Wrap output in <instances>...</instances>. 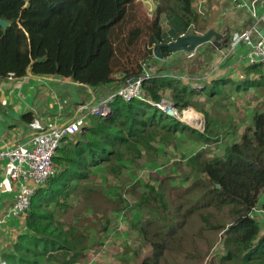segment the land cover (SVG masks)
<instances>
[{"label": "trees", "instance_id": "1", "mask_svg": "<svg viewBox=\"0 0 264 264\" xmlns=\"http://www.w3.org/2000/svg\"><path fill=\"white\" fill-rule=\"evenodd\" d=\"M133 1L0 0V19L8 23L5 27L0 24V78H19L31 72L69 77L92 87L110 82L116 54L111 32L125 18ZM156 1L145 39L148 48L143 61L153 74L142 82L144 99L124 101L115 97L109 115L91 116L83 131L62 143L53 157L54 174L35 189L24 215L25 228L1 251L0 264H80L90 240L89 220L86 216L65 220L59 211L68 208L69 197L91 192L88 184L94 169L101 165L129 167L163 134L173 137L180 131L204 143L220 134V121L209 115L199 96L214 103L225 88H233L229 86L233 77L191 85L181 76L165 74L166 66H154L152 61L156 59L152 58L153 49L159 43L192 32L200 19L194 7L196 0ZM162 16L166 30L162 28ZM141 34V27H133L128 44ZM161 52L164 57L172 53L167 46ZM191 67L187 72L194 78ZM141 68L138 62L136 68L128 70L123 83ZM239 73L238 80L233 78V89L237 93L258 90L264 99L263 66L247 64ZM165 96L179 111L192 107L202 112L206 117L204 131L166 115L153 104ZM192 108L182 114L194 112ZM32 117L31 113L22 115L29 121ZM192 161L195 177L185 186L182 182L177 186L160 182L155 187L145 182L148 193L134 207H148L136 226L138 232L145 233L151 251L139 264H183L182 258L202 255L197 232L216 234L220 230L224 253L219 264H264L261 218L250 215L264 189V108L252 113L251 124L238 139L223 145L220 154L208 157L200 151ZM115 202L120 204L121 200ZM112 210L120 214L124 206ZM92 213L96 215L95 210ZM196 213L200 226L195 233L186 231V221L193 220ZM216 213L229 216V221L217 219ZM107 226L110 218L101 229Z\"/></svg>", "mask_w": 264, "mask_h": 264}, {"label": "rangeland", "instance_id": "2", "mask_svg": "<svg viewBox=\"0 0 264 264\" xmlns=\"http://www.w3.org/2000/svg\"><path fill=\"white\" fill-rule=\"evenodd\" d=\"M156 4V0H134L128 6L125 18L113 27L111 39L116 54L112 64V73H127L128 70L136 68L138 62L147 58L148 47L145 41L148 32L147 26ZM161 21L162 28L166 30L167 24L164 16ZM135 26L142 28V34L129 45L128 34ZM178 52V58L183 62L186 58L184 52ZM190 64L193 65L191 67L193 70L195 65ZM177 71L172 69L170 74L176 75ZM197 71L201 72L202 70L199 68ZM203 73L200 83H209L207 82L208 72L204 71ZM186 74L183 79L191 85H196L195 78L189 75L187 70ZM238 78V75L234 77L237 80ZM234 79L230 78L229 81V86L233 88L236 85ZM233 88H225L224 93L218 95L219 97L214 103H208L203 95L199 96L200 104L208 110L209 115L217 117L220 121V134L214 136L210 143H204L202 140L180 131H177L173 137L163 134L157 142L153 143V147H149V152L143 151V156L136 159L135 162H131L129 167L108 168L101 165L92 169L88 184L91 192H85L83 195H76L73 198L69 197L68 208L59 211V216L65 220H75L78 216H86L89 220L90 240L84 252L86 258L80 264H139L141 259L150 253L151 246L145 242V233L138 232L136 226V222L142 221L148 213L145 208L147 206L134 207L136 202L142 200V196L148 193L145 182L155 187L159 186L160 182H163L165 186H177L180 184L179 182H182L184 183L182 186H185L195 177L192 161L195 154L200 151H203V154L208 157L220 154L223 145L238 139L243 129L251 124L252 113L264 108V99L259 93L260 91L250 90L237 93ZM164 98H166L165 105L171 104L166 96ZM189 108L192 107L186 109ZM186 109L177 110L174 117L181 119L187 126L203 132L204 125H206L204 114L194 108H192L194 112L182 114ZM161 111L165 113V111ZM191 115L192 119L185 118ZM112 170H115L116 173H112ZM115 200H121V203L118 204ZM117 205L124 206V210L120 214L112 210ZM94 210L96 217L92 213ZM216 215L217 219L226 222L230 219L225 214L216 213ZM106 218H110V226L101 229ZM200 224L201 221L196 213L193 220L186 221L185 229L195 233ZM202 233L203 235L199 232L196 233L202 255L198 253L193 258H182L183 264H209L210 261L219 264V257L224 253L222 231L220 230L216 234L211 231Z\"/></svg>", "mask_w": 264, "mask_h": 264}, {"label": "crops", "instance_id": "3", "mask_svg": "<svg viewBox=\"0 0 264 264\" xmlns=\"http://www.w3.org/2000/svg\"><path fill=\"white\" fill-rule=\"evenodd\" d=\"M236 3L243 6L239 7ZM194 7L200 12V19L193 27V34L201 35L212 29L217 33L216 38L213 36L215 43L199 45L191 57L184 53L186 58L183 62L178 58L179 52H175L163 56V59H153V65L163 63L165 74L175 75L170 74V70L174 69L178 70L176 75L184 78L192 63L195 65L196 84L202 82L204 71L209 75L207 82L222 76H239L241 68L247 65L246 46L238 44L227 57L222 54L235 32L253 27L254 37L264 34V0H196ZM199 68L201 72L197 71ZM111 76L113 80L95 87L75 82L69 77L31 72L19 78H0V147H13L26 142L52 120L61 123L72 119L79 103L98 101L124 84L125 73L114 72ZM26 113L32 114V120L22 118ZM10 167L7 160H0V254L25 228L24 217L9 215L15 197V184L9 179ZM260 196L257 205L264 206V189ZM260 222L264 232V218Z\"/></svg>", "mask_w": 264, "mask_h": 264}, {"label": "built area", "instance_id": "4", "mask_svg": "<svg viewBox=\"0 0 264 264\" xmlns=\"http://www.w3.org/2000/svg\"><path fill=\"white\" fill-rule=\"evenodd\" d=\"M236 5L243 6L242 3H236ZM254 31L255 29L250 27L235 32L222 55L227 57L238 44H243L247 48L245 55L247 64L260 63L264 68V34L254 37ZM184 35L185 33H181L179 37ZM193 53H186V55L191 57ZM140 63L142 66L140 72L127 78L126 82L113 92L106 94L98 101L79 103L72 119L61 123L52 120L33 133L26 142L18 143L13 147H0V160L9 162L11 166L9 179L15 184V197L9 208L11 217L21 218L25 215L35 189L55 172L53 157L56 155L57 149L73 135L83 131L91 116L109 115L111 112L110 102L115 97H120L124 101L134 98L144 99L142 82L153 74V69L149 68L145 61ZM133 77H137V79L129 82ZM165 101L166 98H162L153 104L174 117L178 109L171 101V104L165 105ZM250 215L256 219L264 218V206L256 205L251 209Z\"/></svg>", "mask_w": 264, "mask_h": 264}, {"label": "water", "instance_id": "5", "mask_svg": "<svg viewBox=\"0 0 264 264\" xmlns=\"http://www.w3.org/2000/svg\"><path fill=\"white\" fill-rule=\"evenodd\" d=\"M0 24L5 27L8 23L5 20L0 19ZM213 36L216 38L217 33L212 29L206 31L201 35L186 33L184 36L179 37L174 41H170L167 43H163V42L159 43L154 48L153 54L156 58L163 59V54L161 52L163 46H167L172 53L178 51H183L184 53L194 52L195 49L203 43L210 42L214 44L215 40H213L214 39ZM136 79L137 77H133V79L130 80L129 82H132Z\"/></svg>", "mask_w": 264, "mask_h": 264}, {"label": "clouds", "instance_id": "6", "mask_svg": "<svg viewBox=\"0 0 264 264\" xmlns=\"http://www.w3.org/2000/svg\"><path fill=\"white\" fill-rule=\"evenodd\" d=\"M193 29V28H192ZM194 31L192 30V32H190V33H193ZM186 34V33H185ZM179 38V37H178ZM174 40H176V39H173V40H171V41H174ZM170 42V41H169ZM206 43H210V42H206ZM154 50V49H153ZM153 56H154V54H153ZM155 57V56H154ZM183 110V109H182ZM177 119H179V118H177ZM180 121H181V119H179Z\"/></svg>", "mask_w": 264, "mask_h": 264}, {"label": "bare ground", "instance_id": "7", "mask_svg": "<svg viewBox=\"0 0 264 264\" xmlns=\"http://www.w3.org/2000/svg\"><path fill=\"white\" fill-rule=\"evenodd\" d=\"M188 114H193V113H188ZM194 116H195V115H194ZM185 118L189 120V119H192L193 117H192V115H191V116H189V117H185ZM186 119H185V120H186Z\"/></svg>", "mask_w": 264, "mask_h": 264}]
</instances>
